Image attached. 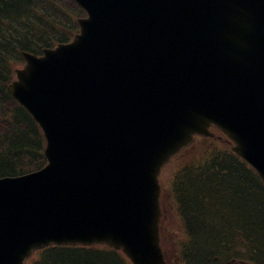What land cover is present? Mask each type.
<instances>
[{"label":"water","instance_id":"1","mask_svg":"<svg viewBox=\"0 0 264 264\" xmlns=\"http://www.w3.org/2000/svg\"><path fill=\"white\" fill-rule=\"evenodd\" d=\"M70 44L23 53L9 92L48 165L0 180V264L51 243H105L163 264L157 177L214 126L264 181V0H73Z\"/></svg>","mask_w":264,"mask_h":264},{"label":"trees","instance_id":"2","mask_svg":"<svg viewBox=\"0 0 264 264\" xmlns=\"http://www.w3.org/2000/svg\"><path fill=\"white\" fill-rule=\"evenodd\" d=\"M82 16L69 0H0V177L46 163L39 127L7 91L21 52L40 54L70 41ZM170 195L163 200L167 215L182 222L174 257L182 264H264V184L228 142L183 166ZM35 264L130 263L105 246H77L45 249Z\"/></svg>","mask_w":264,"mask_h":264},{"label":"rangeland","instance_id":"3","mask_svg":"<svg viewBox=\"0 0 264 264\" xmlns=\"http://www.w3.org/2000/svg\"><path fill=\"white\" fill-rule=\"evenodd\" d=\"M22 67L21 65H18L16 68H14L13 74H16V70L20 69ZM45 142H43L44 144ZM208 143L206 140L202 141L199 143V141L196 142V144L193 146L195 149H198V152L202 151L207 147ZM194 153V150H192ZM193 154L186 156L185 160L188 161V159L192 156ZM184 160H176L175 162L171 163L167 169L165 170L162 178H161V184H162V189H163V195L168 196L169 193L171 192V185L173 182V176L175 173L180 169V165H182ZM162 203L164 206H168V201L162 200ZM163 224L167 229H164L161 231V240H162V246L167 253L169 260H173L175 263V256L177 255L178 251V241L179 239H182L181 235L182 233L178 232L177 227L178 225V220L174 219L170 214L167 215L163 219ZM175 230V231H174Z\"/></svg>","mask_w":264,"mask_h":264},{"label":"bare ground","instance_id":"4","mask_svg":"<svg viewBox=\"0 0 264 264\" xmlns=\"http://www.w3.org/2000/svg\"><path fill=\"white\" fill-rule=\"evenodd\" d=\"M184 197V196H183Z\"/></svg>","mask_w":264,"mask_h":264}]
</instances>
